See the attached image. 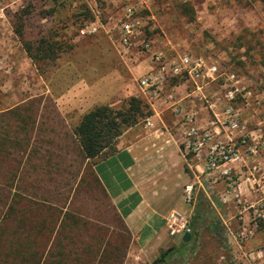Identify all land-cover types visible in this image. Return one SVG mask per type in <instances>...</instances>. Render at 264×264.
Masks as SVG:
<instances>
[{"label": "rangeland", "instance_id": "rangeland-1", "mask_svg": "<svg viewBox=\"0 0 264 264\" xmlns=\"http://www.w3.org/2000/svg\"><path fill=\"white\" fill-rule=\"evenodd\" d=\"M123 13V0H0V125L7 124L11 140L16 138L24 146V156L11 153L8 163L12 156L15 160L22 157L18 177L35 185L28 189L32 196L61 201L70 189V166L74 163L75 171L79 158L73 130L84 114L99 106L119 110L132 97L148 106L152 103L139 88L145 74L133 73V67L144 59L153 61L151 55L118 44ZM96 16L102 28L93 35H81L79 29ZM136 17L140 43L150 41L165 59L188 54L217 61L263 95L264 112V0H152L148 7L136 8ZM41 40L52 43L55 53L32 60L26 45L34 53ZM139 124L147 135L145 124ZM1 193L0 199L6 200L7 195ZM32 196L27 200H33ZM94 201L103 202V220L117 226L105 200L97 197ZM157 202L169 208L166 217L174 209L169 197ZM75 204L86 205L87 199H75ZM95 204L91 201L88 206ZM262 224L258 232L264 229ZM165 228L169 236L166 222ZM198 235L196 251L173 249L168 264H227L230 250L224 249L220 258L216 240L204 230ZM135 248L130 247L126 264H152L172 247L137 260Z\"/></svg>", "mask_w": 264, "mask_h": 264}, {"label": "crops", "instance_id": "crops-1", "mask_svg": "<svg viewBox=\"0 0 264 264\" xmlns=\"http://www.w3.org/2000/svg\"><path fill=\"white\" fill-rule=\"evenodd\" d=\"M138 37L135 39L136 45L140 43ZM179 56L181 55L177 57ZM134 72L140 76L160 75L159 67L148 58L134 66ZM165 78V91L175 89L176 103L183 105L185 109L195 111L199 121L207 124V111L198 101L194 87L187 76L170 74ZM172 83L174 86H170ZM218 90L217 83L206 84L203 87V94L209 96ZM171 105L166 96L149 104L154 130L151 131L148 129L150 127L145 126L147 135H143L141 124L128 128L115 140L114 151L109 154L104 152V155L93 160H83L79 156L78 149L77 168L74 171L73 163L70 166L72 172H69L72 189L65 190V196L62 197V199L68 197V202L73 198V204L66 208L74 214V187L79 182L86 164L90 163L93 173L105 190L106 197L103 200L106 201L112 214L114 216L116 214L131 233V246L137 247L135 248L137 254L133 255L136 260L140 256L149 259L159 248L168 246L176 252L192 254L199 243L198 234L204 230L216 240L220 258H223L224 249L230 250L233 258L231 256L227 258V264H263L264 229L257 231V226L252 222L251 210L245 208L248 203L261 198L260 189L244 181L246 168L242 165H236L232 173L233 177L240 181L238 200H228L223 203L225 190L223 184L210 191L205 177H201L202 182L199 183L188 164L191 163L193 168L200 170L202 162L193 158L188 160L182 153L179 135L175 129L176 118ZM239 110L250 132L255 134V130H252L258 119L257 115L250 114L244 108ZM225 137L226 134L223 132L214 136V139L221 141ZM257 160L264 164V149L260 151ZM192 183L195 186L194 200L191 204H186L183 200V190L186 185ZM67 184L68 182L62 185L65 187ZM94 197L99 198L97 194H94ZM162 197L171 198L174 208L172 210H177L188 218L194 237H191L185 247H182L183 241L179 237L172 238L166 234L164 219L169 208L158 206L160 202L157 201ZM240 201L243 203L239 204ZM57 202L59 204L58 199L55 200V204ZM93 202L96 203L94 207L88 206L86 211L88 213L90 211L95 217H91V213L84 214L85 210L81 211V214L83 217L86 215L87 219L94 223L109 228L111 223L105 222L102 218L105 209L103 202ZM66 208H63V212L67 211ZM169 238L174 241H168ZM126 260L127 256L124 264Z\"/></svg>", "mask_w": 264, "mask_h": 264}, {"label": "trees", "instance_id": "trees-1", "mask_svg": "<svg viewBox=\"0 0 264 264\" xmlns=\"http://www.w3.org/2000/svg\"><path fill=\"white\" fill-rule=\"evenodd\" d=\"M31 48L26 45L32 60L49 58L56 50L45 40L40 41L34 53ZM151 115L150 107L136 97L129 98L127 105L119 110L107 106L93 108L82 116L73 130L81 158L93 160L105 150L114 151L115 140L125 130ZM22 123L27 124L26 120ZM6 127L7 124L0 125V173L3 175L0 193L2 197L7 195L6 200L0 199V264H124L132 236L118 216L113 212L117 226L108 228L81 214L95 200L93 194L101 199L106 197L90 163L86 164L74 187V214L68 211L73 198L69 202L68 197L61 198L59 204H55L49 197L33 194L34 199L27 200L26 196L31 195L28 189L35 185L18 177L23 168L22 157L15 160L12 156L8 163V157L14 152L24 156V146L16 138L11 140ZM36 189L41 192L39 187ZM80 198H86L87 204L76 205L75 199ZM63 208L67 211L63 212ZM187 244L182 242V247ZM171 250L173 248L161 252L152 264H168Z\"/></svg>", "mask_w": 264, "mask_h": 264}, {"label": "built area", "instance_id": "built-area-1", "mask_svg": "<svg viewBox=\"0 0 264 264\" xmlns=\"http://www.w3.org/2000/svg\"><path fill=\"white\" fill-rule=\"evenodd\" d=\"M151 1L123 0L124 13L118 28V44L125 50L137 48L140 53H149L153 63L159 67L160 75L143 76L139 80V88L142 94L150 97L151 104L163 96L172 104L176 118L175 129L179 135L182 153L188 160L193 158L202 162L200 170L193 168L191 163L188 164L199 183L202 182L201 177H205L210 191L223 184L225 186L223 203L238 200L240 181L235 179L232 173L236 165L246 168L244 181L260 189L261 198L245 206L251 210L252 222L258 227L259 223H264V164L257 160L260 151L264 149L263 95L245 84L243 78L236 72L222 67L217 61L209 62L203 57L188 54L165 59L161 53L153 50L150 41H142L136 45L135 39L140 32L136 8L148 7ZM100 28L102 25L96 16L94 22L83 25L79 32L81 35H93ZM170 74L174 76L185 74L191 81L198 101L207 111V124L199 121L195 111L185 109L183 105L176 103L175 89L165 91V77ZM212 83H217L219 90L212 95H204V85ZM241 108L252 115H257L258 119L252 130H255V134L250 132L247 122L242 118L239 110ZM143 123L146 127H153L152 116L144 119ZM223 132L226 134L225 139L216 141L214 136ZM194 190L193 183L184 187L183 200L186 204L193 202ZM242 203L240 201L239 204ZM165 222L172 238L192 234L188 218L177 210H172Z\"/></svg>", "mask_w": 264, "mask_h": 264}, {"label": "water", "instance_id": "water-1", "mask_svg": "<svg viewBox=\"0 0 264 264\" xmlns=\"http://www.w3.org/2000/svg\"><path fill=\"white\" fill-rule=\"evenodd\" d=\"M191 239V235L190 234H184L183 237H182V241L184 243H188Z\"/></svg>", "mask_w": 264, "mask_h": 264}]
</instances>
